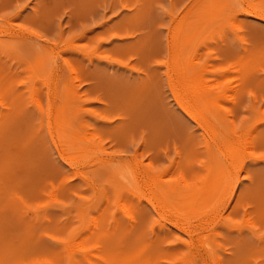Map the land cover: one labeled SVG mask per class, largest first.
I'll list each match as a JSON object with an SVG mask.
<instances>
[{"label": "rangeland", "instance_id": "374dc122", "mask_svg": "<svg viewBox=\"0 0 264 264\" xmlns=\"http://www.w3.org/2000/svg\"><path fill=\"white\" fill-rule=\"evenodd\" d=\"M248 4L0 0V264H264Z\"/></svg>", "mask_w": 264, "mask_h": 264}, {"label": "bare ground", "instance_id": "6f19581e", "mask_svg": "<svg viewBox=\"0 0 264 264\" xmlns=\"http://www.w3.org/2000/svg\"><path fill=\"white\" fill-rule=\"evenodd\" d=\"M196 1V0H195ZM194 2V1H193ZM240 2V1H239ZM241 7V6H240ZM247 8L246 9H244V11H246L249 15H254V17H258V18H260V19H264V9H259V8H255V7H253L251 4H248L247 6H246ZM243 8V7H242ZM176 14V13H175ZM171 20V19H170ZM170 22V21H169ZM186 29V28H185ZM63 36V35H62ZM185 37V36H184ZM183 38V37H182ZM165 48V47H164ZM167 51V50H166ZM198 59V58H197ZM198 61V60H197ZM186 70V69H185ZM185 70H184V72H185ZM1 76V75H0ZM173 80H174V78H173ZM6 82V81H5ZM0 83H1V81H0ZM178 84H180V82L178 81ZM8 86H9V83H8ZM184 86V85H183ZM182 86V87H183ZM181 88V84H180V86H179V89ZM198 88V87H197ZM196 88V89H197ZM185 89V88H184ZM203 89V88H202ZM0 90L2 91H5V88H4V86H2V83L0 84ZM193 90V89H192ZM191 90V91H192ZM186 91V90H185ZM193 92V91H192ZM185 93H187V92H185ZM195 92H193V94H194ZM200 93V92H199ZM192 94V95H193ZM178 95V94H177ZM189 95V94H188ZM191 95V94H190ZM190 95H189V97H190ZM176 96V95H175ZM195 96V95H194ZM202 96V95H201ZM191 98V97H190ZM194 100H195V97H194ZM37 101V100H36ZM192 101V100H191ZM197 101V100H196ZM195 101V102H196ZM177 102H179L178 100H177ZM181 103V102H180ZM179 103V104H180ZM4 105V104H3ZM182 105V104H181ZM181 107V106H180ZM184 107V106H183ZM183 107H181L182 109H183ZM186 108V107H185ZM193 109L194 108H192L191 110H192V112H193ZM227 109V108H226ZM42 110V109H41ZM185 110V109H184ZM187 110V109H186ZM197 110H199V109H197ZM196 110V111H197ZM189 111V110H188ZM205 111V110H204ZM187 112V111H186ZM202 113V112H201ZM192 116V115H191ZM106 118V117H105ZM215 119H216V117H215ZM209 125V124H208ZM211 126V125H210ZM214 127V126H213ZM224 132V131H223ZM233 132V131H232ZM228 134H230V135H232L231 134V132L230 133H228ZM227 138H228V136H223V139H225V140H227ZM261 138L262 139H264V136H261ZM261 138H259V139H261ZM222 139V140H223ZM255 139V138H254ZM258 139V140H259ZM225 140H223V141H225ZM257 140V141H258ZM222 141V142H223ZM229 141V140H228ZM255 141V140H254ZM256 142V141H255ZM221 143V142H220ZM258 144H259V142H258ZM252 145V144H251ZM99 151V150H98ZM222 151V150H221ZM85 154V153H84ZM88 154V153H87ZM102 154V153H101ZM109 154V153H108ZM230 154V153H229ZM81 155V154H80ZM226 156V155H225ZM230 156H232V154H230ZM62 157V156H61ZM131 157V156H130ZM227 157V156H226ZM71 158V157H70ZM85 159V158H84ZM229 161V160H228ZM66 162V161H65ZM110 162V161H109ZM224 163V162H223ZM114 165V164H113ZM115 174V173H114ZM170 174V173H169ZM153 175V174H152ZM153 178V177H152ZM154 180H156V179H154ZM121 185V184H120ZM233 185V184H232ZM159 187L161 186V185H158ZM158 187V188H159ZM230 187V186H229ZM235 187V186H234ZM162 189H164V192H163V194H167V192H168V189L167 188H164V187H162ZM234 189V188H233ZM160 190V189H159ZM161 191V190H160ZM233 193V192H232ZM231 193V194H232ZM160 194H162V193H160ZM183 194V193H182ZM181 194V195H182ZM227 194V193H226ZM240 195V194H239ZM160 196V195H159ZM165 196V195H164ZM189 196V195H188ZM233 196V195H232ZM231 195H229V197H228V200H230V198H232L233 199V197H232ZM243 196V195H242ZM246 198V197H245ZM181 199V198H180ZM236 199V203H235V206L236 207H239V206H241L242 204H243V199L244 198H242V197H237V198H235ZM249 199V198H248ZM245 201H247V200H245ZM244 201V202H245ZM151 203V202H150ZM153 203V202H152ZM151 203V204H152ZM159 204V203H158ZM165 204V203H164ZM169 205V204H168ZM236 207H234V209H236ZM232 208H233V206H232ZM244 209V208H243ZM167 211V210H166ZM157 212V211H156ZM161 214H162V212H161ZM180 218H182V217H180ZM169 220V219H168ZM177 221V220H176ZM179 222V221H178ZM173 223H174V221H173ZM179 223H181V222H179ZM177 225V224H176ZM183 225V224H182ZM182 225H179V227L180 226H182ZM178 226V225H177ZM186 229V228H185ZM92 232V231H91ZM88 233H89V231H88ZM77 238H79V237H77ZM77 241V240H76ZM67 242H69V241H67ZM75 242V241H74ZM83 242V241H82ZM82 242H81V244H82ZM75 244H78V243H75ZM1 246V245H0ZM71 246V245H70ZM2 247V246H1ZM4 247V246H3ZM67 247H69V246H67ZM70 248V251L72 250L71 248H72V246L71 247H69ZM67 249V248H66ZM65 249V251L67 252V250ZM76 249V248H75ZM78 249V248H77ZM5 250V249H4ZM78 251V250H77ZM81 251V250H80ZM79 251V253H81ZM96 251V250H95ZM156 251V250H155ZM6 252V251H5ZM65 252V253H66ZM76 253V252H75ZM90 253V252H89ZM6 255V254H5ZM71 255V254H70ZM90 255V254H89ZM135 255V254H134ZM140 255V254H139ZM61 256V255H60ZM59 256V257H60ZM65 256V255H64ZM72 256H74V253H72ZM80 256V255H79ZM212 256V255H211ZM84 257H86V256H84ZM90 257H91V255H90ZM133 257V256H132ZM142 257V256H141ZM92 258V257H91ZM93 258H94V256H93ZM100 258V257H99ZM146 258V257H145ZM211 258V257H210ZM61 259V258H60ZM70 259V258H69ZM136 259V258H135ZM142 259V258H141ZM6 260V259H5ZM102 260V262L103 263H105V264H128V263H124V262H121V263H116V262H109L108 260H105L104 258H102L101 259ZM133 261H134V259H132ZM138 260V259H137ZM136 260V261H137ZM157 260V259H156ZM220 260V259H219ZM65 261V260H64ZM158 261H159V259H158ZM92 262H93V260H92ZM97 262V261H96ZM148 262V261H147ZM157 262V261H156ZM216 262V261H215ZM94 263V262H93ZM153 263V262H152ZM130 264V263H129Z\"/></svg>", "mask_w": 264, "mask_h": 264}]
</instances>
